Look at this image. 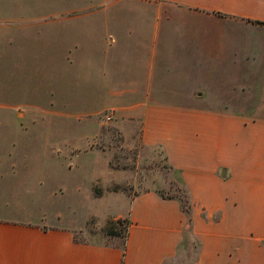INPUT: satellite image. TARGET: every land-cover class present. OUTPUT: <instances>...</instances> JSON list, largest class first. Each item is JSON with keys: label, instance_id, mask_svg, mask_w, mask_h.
<instances>
[{"label": "crops", "instance_id": "0c3cea01", "mask_svg": "<svg viewBox=\"0 0 264 264\" xmlns=\"http://www.w3.org/2000/svg\"><path fill=\"white\" fill-rule=\"evenodd\" d=\"M41 74L139 123L189 206L132 196L121 247L0 217V264H264V0H0V203L25 122L88 115L36 113Z\"/></svg>", "mask_w": 264, "mask_h": 264}, {"label": "rangeland", "instance_id": "374dc122", "mask_svg": "<svg viewBox=\"0 0 264 264\" xmlns=\"http://www.w3.org/2000/svg\"><path fill=\"white\" fill-rule=\"evenodd\" d=\"M39 78L36 113L88 115H51L49 122L37 123L35 132L25 122L22 160L9 178L13 200L0 203L1 218L66 228L77 241L121 247L132 196L155 190L187 209L186 188L165 162L163 150L140 142L139 123L117 119L112 109L89 114L102 108L90 86L74 83L71 104L51 105L47 74ZM187 241L192 242L189 235Z\"/></svg>", "mask_w": 264, "mask_h": 264}]
</instances>
